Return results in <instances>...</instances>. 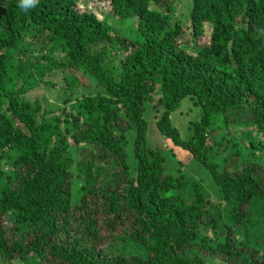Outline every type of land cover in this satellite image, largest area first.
I'll use <instances>...</instances> for the list:
<instances>
[{
	"label": "trees",
	"instance_id": "1",
	"mask_svg": "<svg viewBox=\"0 0 264 264\" xmlns=\"http://www.w3.org/2000/svg\"><path fill=\"white\" fill-rule=\"evenodd\" d=\"M91 1L121 27L137 26L124 35L78 0H39L27 12L0 0V264H206L191 252L221 223L213 256L264 264V248L232 256L234 235L264 218V0H186L181 16L180 0ZM207 24L210 41L198 46ZM49 57L87 80L63 88L68 109L28 98ZM158 95L160 135L209 172L227 216L210 213L206 189L167 174L150 147L148 104ZM187 98L203 116L185 140L172 115ZM250 123L263 139L241 132ZM232 126L248 148L214 150L212 135ZM227 151L244 159L241 170L220 168ZM130 246L142 253L127 255Z\"/></svg>",
	"mask_w": 264,
	"mask_h": 264
},
{
	"label": "rangeland",
	"instance_id": "2",
	"mask_svg": "<svg viewBox=\"0 0 264 264\" xmlns=\"http://www.w3.org/2000/svg\"><path fill=\"white\" fill-rule=\"evenodd\" d=\"M79 9L84 11L87 10L89 12H93L97 15L100 19L109 20L110 23L118 25L113 19L109 18V13L111 12V8L107 4H99L97 2L92 3L91 0H78ZM186 4V0H180L177 4V16L185 15V8L184 5ZM134 26L136 24L135 21ZM129 25L128 28L121 27L118 25L120 30L124 35L134 29L135 27ZM212 34V26L207 24L205 25V35L198 40V46L208 43L210 41ZM45 44V43H44ZM197 49V48H196ZM42 67L40 70H35V78L37 84L40 86L37 90L32 92L28 98L31 99L33 102L37 99H41L42 101H46L45 106L49 109H60V108H69L70 104L64 103V97L71 96L70 93L63 91V88L67 86H84L87 84V80L77 73L73 71H65L62 72L60 70V65L55 59L47 58L46 60L42 61ZM52 83L49 88L46 86L47 83ZM66 84H65V83ZM48 83V84H49ZM59 97L62 98L63 102L57 101ZM73 97V96H72ZM76 96L73 97V101L75 100ZM160 98V95L155 97L154 102H149L148 104V111H147V118L150 122V129H149V145L153 149H157L162 153V156L165 158V170L166 173L171 175L172 177L184 178L185 182L193 183L198 182L201 184L208 193V196L211 200L210 203V213L212 212H221L224 216H227L228 212L230 211V207L225 205L221 202L218 197L216 187L210 177L208 171L203 169L192 157L189 153L175 147L171 142L164 139L157 128V122L161 117V109H158L157 102ZM71 102V104L74 102ZM57 111V110H56ZM202 110L200 107L196 106L194 101L190 98H187L182 102L181 108L172 115V122L174 126L180 131L183 139L188 140L193 137L194 132L192 131L193 124L198 123L202 118ZM248 116V115H247ZM244 119H247L245 117ZM249 127L244 128L241 130L242 133L247 132L249 129L253 130L254 133L252 135L253 139H263L261 138V134L259 135L258 132L255 130V126L253 123L248 125ZM126 127L129 131V145L127 148L130 164L133 166L134 164V155H133V144H134V136L135 130L134 128L131 130L132 125L129 122H126ZM236 129L232 126L229 130H225L224 132H216L212 135L215 143L213 145L214 150L220 148L223 149L224 145L231 147L233 144L237 142L240 144V148L242 150L248 148V143L242 137L239 131L235 132ZM229 133V134H228ZM235 137V139H234ZM211 144L213 143V140ZM264 140V139H263ZM217 148V149H216ZM221 152V149H220ZM247 154V153H246ZM230 152H224L222 157L217 158V163L219 164L220 168L223 170L224 168L234 171L235 168L241 170V165L244 159H240L239 162H235L234 159L229 158ZM79 156L76 155V159ZM246 158V155L244 156ZM256 162L260 165L264 166V158H261V154L257 155ZM7 168V166H5ZM1 169V164H0ZM8 169V168H7ZM5 169V170H7ZM76 178H75V186H74V195L79 197L81 193V183L83 182L82 177L78 175V171H75ZM245 226V225H244ZM242 226L239 233L235 234L233 237V245L236 247V251H232V256L236 258L238 256V261H242L248 257V252L250 253V248L252 249H262L264 248V218L261 224H259L254 229H248ZM203 237H208L206 242H199L198 246L191 252V255L195 256H202L205 259L206 264H227L222 260H219L213 253H215L216 243L219 241L220 236L227 234V229L223 223H221L220 228L216 232L208 231L207 229L203 230L202 232ZM247 251V253H246ZM126 254L130 256H134L137 254H141L142 251H138L133 246H130L126 250ZM208 253L209 255H205ZM212 254V255H211ZM239 261V262H240ZM248 264V263H247Z\"/></svg>",
	"mask_w": 264,
	"mask_h": 264
},
{
	"label": "clouds",
	"instance_id": "3",
	"mask_svg": "<svg viewBox=\"0 0 264 264\" xmlns=\"http://www.w3.org/2000/svg\"><path fill=\"white\" fill-rule=\"evenodd\" d=\"M39 0H19V8L27 12L29 9H33L37 6Z\"/></svg>",
	"mask_w": 264,
	"mask_h": 264
}]
</instances>
